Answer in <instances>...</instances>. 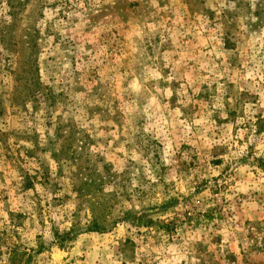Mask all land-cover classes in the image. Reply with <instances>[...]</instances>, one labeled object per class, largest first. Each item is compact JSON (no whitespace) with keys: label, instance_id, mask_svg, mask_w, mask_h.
Returning a JSON list of instances; mask_svg holds the SVG:
<instances>
[{"label":"rangeland","instance_id":"1","mask_svg":"<svg viewBox=\"0 0 264 264\" xmlns=\"http://www.w3.org/2000/svg\"><path fill=\"white\" fill-rule=\"evenodd\" d=\"M0 264H264V0H0Z\"/></svg>","mask_w":264,"mask_h":264},{"label":"trees","instance_id":"2","mask_svg":"<svg viewBox=\"0 0 264 264\" xmlns=\"http://www.w3.org/2000/svg\"><path fill=\"white\" fill-rule=\"evenodd\" d=\"M95 220V217H94ZM93 224L95 227H93L95 230H100L103 228V226H101L99 223H97L96 221H93Z\"/></svg>","mask_w":264,"mask_h":264}]
</instances>
